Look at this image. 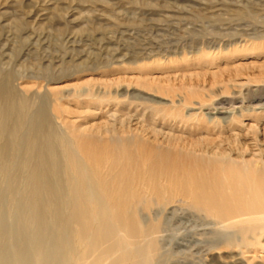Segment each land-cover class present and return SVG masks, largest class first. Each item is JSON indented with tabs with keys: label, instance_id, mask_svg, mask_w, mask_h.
Returning a JSON list of instances; mask_svg holds the SVG:
<instances>
[{
	"label": "rangeland",
	"instance_id": "obj_1",
	"mask_svg": "<svg viewBox=\"0 0 264 264\" xmlns=\"http://www.w3.org/2000/svg\"><path fill=\"white\" fill-rule=\"evenodd\" d=\"M67 152L87 180L84 199L100 206L91 228L149 203L138 213V228L156 231L148 264H264V223L221 227L187 205L200 193L193 176L242 165L264 175V0H0V250L8 264L20 245L33 257L21 224L37 209L45 248L63 231L48 194L67 200L55 193L76 177ZM98 247H77L74 264L104 262Z\"/></svg>",
	"mask_w": 264,
	"mask_h": 264
},
{
	"label": "bare ground",
	"instance_id": "obj_2",
	"mask_svg": "<svg viewBox=\"0 0 264 264\" xmlns=\"http://www.w3.org/2000/svg\"><path fill=\"white\" fill-rule=\"evenodd\" d=\"M85 132L86 130L79 133L81 136H85ZM112 147L118 153L123 152L125 146L116 141ZM64 155L71 156L68 152ZM66 157L69 163L66 164V167L72 168L71 170L76 173V177L75 179H69L66 188L62 186L55 187V193H61L62 191V195H67V200L58 204L54 200L56 196L51 195L52 190L48 194L50 213L52 218L57 217L54 219L53 226L55 221L58 220L64 225L63 231L59 234L52 233L50 241L47 243L48 248H45L44 236L47 224L43 212L34 209L33 215L31 214L30 218H24L25 220L21 224L22 228L30 233L29 246L33 257L30 258L25 251L23 252L20 245L19 249L16 247L11 253L10 261H13L14 264H74L78 259L77 247L90 249L96 242L99 245V255L108 256L104 262L99 261L96 264H148L152 258V252L155 251V242L152 236L156 231H154V228L139 229L138 213L148 211L150 208L149 203L144 199H140L129 206H123L126 207L127 211L115 212L110 222L102 223L98 220V223L94 224V228H91L93 225L91 219L93 217V222H95V216H98L101 211L100 206L95 205L92 208L84 199L87 185L85 175L75 160L71 161L68 156ZM55 162H58V159L54 155L53 164ZM206 169H211V172H214L211 167ZM255 174V171L248 169L246 165H242L236 171L231 169L230 166H226L222 170H218L212 178L193 176L190 179L193 181L189 184L190 188L193 186L200 193L188 194L190 196L187 204L188 208L213 219L221 227L235 228L243 223L263 224L264 175L256 177ZM38 185L30 192L31 196L34 197V194L40 190ZM206 190H209L210 193H202ZM38 194H36V199L32 198L28 201L36 204V201L41 199ZM58 200L60 199L58 198ZM167 205L162 204L164 207ZM246 212L247 214H245ZM246 215L249 216L247 219L237 220ZM177 217L181 218L182 216ZM95 226H97V229H95ZM119 227H123L124 231L121 237L115 235V230ZM117 237L122 239V242L119 241L116 244L114 239L118 240ZM56 249L59 250L57 254L54 253ZM115 253L118 254L117 257L107 261ZM8 263L9 257L5 256L0 250V264Z\"/></svg>",
	"mask_w": 264,
	"mask_h": 264
}]
</instances>
